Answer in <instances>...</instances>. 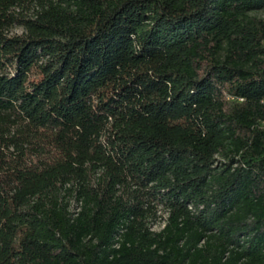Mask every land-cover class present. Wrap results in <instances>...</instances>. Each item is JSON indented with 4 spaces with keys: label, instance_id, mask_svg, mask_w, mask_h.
Masks as SVG:
<instances>
[{
    "label": "trees",
    "instance_id": "trees-1",
    "mask_svg": "<svg viewBox=\"0 0 264 264\" xmlns=\"http://www.w3.org/2000/svg\"><path fill=\"white\" fill-rule=\"evenodd\" d=\"M259 10L0 0V264H264Z\"/></svg>",
    "mask_w": 264,
    "mask_h": 264
},
{
    "label": "rangeland",
    "instance_id": "rangeland-1",
    "mask_svg": "<svg viewBox=\"0 0 264 264\" xmlns=\"http://www.w3.org/2000/svg\"><path fill=\"white\" fill-rule=\"evenodd\" d=\"M255 15L258 18H263L264 19V10H259V11L255 12ZM13 32L16 33V34H20L21 30L20 29H15V30H13ZM157 216H158V221L157 222L162 223V220L165 218V215L162 212H158Z\"/></svg>",
    "mask_w": 264,
    "mask_h": 264
}]
</instances>
